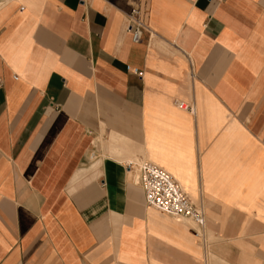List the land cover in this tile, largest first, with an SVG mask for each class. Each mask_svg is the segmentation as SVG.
Instances as JSON below:
<instances>
[{
	"label": "crops",
	"instance_id": "1",
	"mask_svg": "<svg viewBox=\"0 0 264 264\" xmlns=\"http://www.w3.org/2000/svg\"><path fill=\"white\" fill-rule=\"evenodd\" d=\"M237 145L264 153V0H0V264H262L264 160L213 159Z\"/></svg>",
	"mask_w": 264,
	"mask_h": 264
},
{
	"label": "built area",
	"instance_id": "2",
	"mask_svg": "<svg viewBox=\"0 0 264 264\" xmlns=\"http://www.w3.org/2000/svg\"><path fill=\"white\" fill-rule=\"evenodd\" d=\"M126 20L127 31L131 33L132 41L139 42L143 31L139 9H130ZM126 69L141 76L140 70L136 68L127 66ZM174 104L182 109L187 107L179 100H174ZM189 111L192 109L189 108ZM126 168L137 170L146 205L175 218L189 219L197 227H203L205 218L201 209L195 206L170 173L150 161H128Z\"/></svg>",
	"mask_w": 264,
	"mask_h": 264
},
{
	"label": "rangeland",
	"instance_id": "3",
	"mask_svg": "<svg viewBox=\"0 0 264 264\" xmlns=\"http://www.w3.org/2000/svg\"><path fill=\"white\" fill-rule=\"evenodd\" d=\"M254 158H256V160L263 161L264 160V153H262V152L254 153L252 150L245 148L242 145H237L235 148H230V149L224 148V147L219 148L218 150H216V154H214L213 159L214 160H253ZM138 162H140V161H138ZM151 162L155 163L154 161H151ZM259 169L262 170V172H264L261 164L259 166ZM259 169L257 167H255L254 171H258ZM242 171H244V170H242ZM172 177L178 182V184L181 186L182 190L188 195L190 200L192 202L197 203L198 198L196 196H192V195L188 194L186 188L181 184V182L178 179H176L173 175H172Z\"/></svg>",
	"mask_w": 264,
	"mask_h": 264
}]
</instances>
